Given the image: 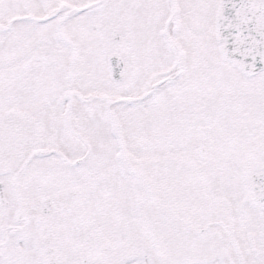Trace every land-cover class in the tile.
I'll list each match as a JSON object with an SVG mask.
<instances>
[{"label":"snow or ice","instance_id":"1","mask_svg":"<svg viewBox=\"0 0 264 264\" xmlns=\"http://www.w3.org/2000/svg\"><path fill=\"white\" fill-rule=\"evenodd\" d=\"M0 264H264V0H0Z\"/></svg>","mask_w":264,"mask_h":264}]
</instances>
